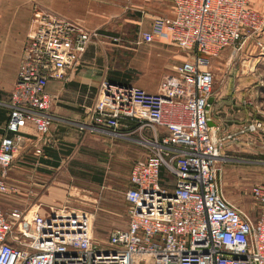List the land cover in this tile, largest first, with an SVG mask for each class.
Segmentation results:
<instances>
[{"label": "built area", "instance_id": "obj_1", "mask_svg": "<svg viewBox=\"0 0 264 264\" xmlns=\"http://www.w3.org/2000/svg\"><path fill=\"white\" fill-rule=\"evenodd\" d=\"M170 1L173 16L156 19L133 45L161 37L193 53L192 58L162 79L155 93L102 82L96 101L84 110L85 121L77 124L90 134L127 138L149 133L144 145L150 155L136 161L129 174L126 227L98 242L94 212L50 206L42 214L35 204L27 210L0 209V264H264V184L250 191L256 218L224 197L219 165L226 160V142L236 137H219L208 102L214 83L209 60L258 39L264 18L251 9V0ZM32 23L3 104L7 121L0 138V196H36L33 186L22 189L9 180L21 130L31 126L41 137L49 134L57 99L47 92L49 83L68 81L92 41L104 37L43 9H35ZM262 130L254 121L240 134Z\"/></svg>", "mask_w": 264, "mask_h": 264}, {"label": "rangeland", "instance_id": "obj_2", "mask_svg": "<svg viewBox=\"0 0 264 264\" xmlns=\"http://www.w3.org/2000/svg\"><path fill=\"white\" fill-rule=\"evenodd\" d=\"M69 2L71 13L82 17L76 20L81 26L85 19L96 25L89 31H97L104 36L92 41L88 47L86 62L81 64L86 77L92 78L96 83L92 97L99 93L104 81L122 84L131 82V86L141 85L150 93H155L165 73V64L173 62L170 58L178 54L179 50L171 48L156 55L147 50L145 45L136 47L132 44L137 33V26L132 18L140 13L132 10L131 0ZM48 3L49 0H0V32L4 30L3 21L10 13V6L17 15L21 16L25 11L29 18L28 25L31 23L33 26L35 9L48 11ZM87 8L92 12L82 14ZM102 11L106 12L103 26ZM259 12L264 18V9H259ZM258 42L264 46V27L258 39H250L241 46L222 50L216 58L209 60L214 77V102L210 107V117L215 120L224 115L226 110L222 109L228 105L230 110L227 117L233 124L238 122L239 125L247 126L251 122L259 121L263 126V130L258 131L256 146L239 144L248 143L249 139L233 141L238 144L233 145L232 150L223 149L226 160L219 165L224 197L252 218L257 217L258 211L251 199V187L264 184V51L258 46ZM180 53L183 58H188L185 53ZM18 68L12 64L0 81L11 80L15 72L17 77ZM5 95H0V109L7 102L8 93ZM52 95L57 97L53 105H59L60 102L61 106L65 103L74 105L78 102L71 93L59 101L57 94ZM81 133L75 134L76 136L69 135L68 138H71L75 147L70 150L71 155L62 158L63 162L57 170L42 177L41 181L45 186L56 189V192L60 191L62 200L52 205H41L40 212H46L50 206L94 212L93 235L98 242H102L111 231L125 228L129 221L125 200L129 174L136 161H144L150 155L144 145V141L150 140V136L145 132L132 133L127 138L102 132L89 134L85 130ZM17 166L18 163H12L9 171L11 179H19L17 175H12ZM98 175L102 176L100 184L93 181V177ZM44 190L45 188L42 192ZM24 197L23 194L0 196V209L3 212L9 209L24 210L28 204H40L37 202L39 196L29 199Z\"/></svg>", "mask_w": 264, "mask_h": 264}, {"label": "crops", "instance_id": "obj_3", "mask_svg": "<svg viewBox=\"0 0 264 264\" xmlns=\"http://www.w3.org/2000/svg\"><path fill=\"white\" fill-rule=\"evenodd\" d=\"M131 4L132 10H134L136 13H140V15H136L135 18H132V22L137 26L136 37L139 35V33L150 32L152 29V24L156 19H168L173 16V5L170 0H131ZM47 5V10L59 18L73 22H77L76 20H80V18H82L76 17L71 13V10H69V0H49ZM250 7L257 13H260L259 9H264V0H251ZM9 10V15L5 17L3 21L4 30L3 32H0L2 33L0 34V78L4 76L6 71L8 72V69L12 64L15 67H19L23 45L28 34L33 28L31 23L28 25L29 18L25 11L20 16L16 14V11L12 6H10ZM91 12L92 10L87 8L82 14ZM105 16L106 12L102 11V26L105 25ZM82 22L84 28L88 30L95 28L96 26L90 22H87L85 19ZM136 37L133 39V42ZM143 45L147 47V50L150 52L152 51V53L156 55L160 54V51L166 52L171 48H177L179 50L178 54L171 56L170 60L173 62H167V64H165V73L161 80L166 77L173 76L175 74V69L178 66L192 58V55L189 52L181 50L161 37H154L152 43ZM180 52L185 53L188 58H183ZM87 54L88 48L82 55L77 68L69 75L67 83L62 84L54 81L50 82L47 87L48 93L57 94L58 101L59 99H64L67 94L71 93L77 98L78 102L74 105L65 103V105L61 106L60 103L62 102H60L59 105H53L50 110V113L53 117V123L49 134L45 138L39 136L31 126H27L21 130L20 135L23 137V140L19 145V149L14 160V163H18V166L17 168L14 167L15 170L12 172V175H17L19 179H11L9 174V180L13 183L17 182V184L22 187V189H27V187L33 186V189L37 192L35 194L36 196L33 198H37L39 196L37 202L40 204L36 205H52L62 200L60 191L57 190L58 192H56V189L45 186L43 181H41L42 177L50 173L52 170H57L60 163L63 162L62 158L71 155L72 151L70 150H74L75 147H73L71 143L73 142L71 138L68 137H70L69 135L76 136L77 134H82L81 131L78 130L77 124L85 121V108L93 105V103L96 101L98 94L94 98L92 97V95L95 93L94 89L96 88V83L92 78L88 79L86 77V72L83 71L81 66V64L86 62ZM15 80L16 72L13 74L11 80L9 79L8 81H0V95L6 96L5 94L8 93L7 100L11 90L13 89ZM129 84H131V82ZM136 87L147 91L145 87H142L141 85H137ZM0 110L5 111L3 114H0L1 138L3 136L4 125L7 121V110L5 108ZM223 110H226L224 115L217 117L215 120L211 118L212 122L215 123V125H217L220 129L219 137L231 135L236 137V142L240 141L242 138L249 139L248 143L239 142V144H244L246 146H256L258 140L256 137L260 131L256 133L240 134L244 126L239 125L240 123L238 122V124H233V121L228 120L227 112L230 110L228 105L224 106L222 111ZM46 141H49V143L46 144ZM237 144L238 143L227 141L224 151L232 150V146H236ZM40 150L42 152L41 155L37 154V151ZM222 155L226 156L224 152H222ZM35 161L38 163L37 166L34 164ZM44 188L45 190L42 192ZM39 192L41 195H39ZM21 194L25 196L24 198L29 199V197H26V194L23 192ZM32 205L33 204H28L27 208L24 210H27ZM10 210L11 209L7 211ZM41 212L43 214L44 211Z\"/></svg>", "mask_w": 264, "mask_h": 264}, {"label": "trees", "instance_id": "obj_4", "mask_svg": "<svg viewBox=\"0 0 264 264\" xmlns=\"http://www.w3.org/2000/svg\"><path fill=\"white\" fill-rule=\"evenodd\" d=\"M103 34V33H102ZM5 111L0 110V114H3ZM130 129H133L134 127L132 125H129ZM93 181L96 182L97 184H100L102 181V176L98 175L93 177Z\"/></svg>", "mask_w": 264, "mask_h": 264}, {"label": "water", "instance_id": "obj_5", "mask_svg": "<svg viewBox=\"0 0 264 264\" xmlns=\"http://www.w3.org/2000/svg\"><path fill=\"white\" fill-rule=\"evenodd\" d=\"M108 83H111V82H110V81H108ZM212 100H213L212 98H211V99H209V101H208V102H209V104H211V103H212ZM211 124H212V123H211V122H209V125H211Z\"/></svg>", "mask_w": 264, "mask_h": 264}]
</instances>
